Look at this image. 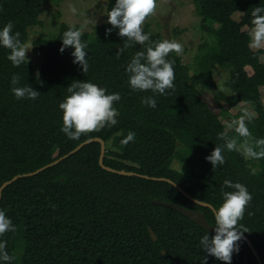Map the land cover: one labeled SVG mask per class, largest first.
I'll return each instance as SVG.
<instances>
[{"label":"trees","instance_id":"obj_1","mask_svg":"<svg viewBox=\"0 0 264 264\" xmlns=\"http://www.w3.org/2000/svg\"><path fill=\"white\" fill-rule=\"evenodd\" d=\"M43 1L0 0V27L12 22L13 32H19L26 43L29 27L40 23ZM194 1L204 29H210L212 21L219 24L218 48L210 58L211 65L196 76L190 74L180 55L170 53L169 58L175 61V86L156 97V108L142 103L143 97L153 94L132 91L125 72L131 57L143 47L136 44L125 48L117 57L126 38L119 37L118 28L107 22L93 32L82 31L81 39L87 43V72L73 62L72 47L60 51V38L72 26L67 23L61 24L55 40L34 41L42 57L39 73L29 61L13 67L6 58L9 50L0 47V187L16 175L33 172L67 154L89 138L101 137L106 142V165L168 177L215 208L222 203V192L232 190L224 186L226 179L246 185L253 199L239 224L248 230L243 234L264 262V157L247 158L237 146L233 151L225 148V163L214 169L206 159L216 145L224 144L219 139L221 133L226 139L248 142L257 152L264 151V145L256 143L264 138L263 52L252 49L249 31L251 12L256 6H264V0ZM114 4L115 0H109L108 10ZM237 11L243 13L240 20L233 17ZM109 28L111 33H106ZM143 28L151 34V41L164 40L151 23ZM212 65L231 70L227 85L235 95L229 99L230 105L245 102L256 112L244 121L250 136L226 130L220 114L201 97L210 85ZM13 73L20 75L21 85L29 84L41 93L38 99H16L10 90ZM85 80L109 93H120L121 100L114 103L118 123L71 140L60 131L62 113L58 105L68 95L71 83ZM129 132L135 134V140L124 145L121 141ZM100 153L101 143H90L58 165L21 177L4 190L0 209L12 219L15 231L0 239L7 241L11 256L22 239L21 264H201L205 256L207 264H226L201 249L200 238L207 234L211 238L210 233L184 214L153 200L201 210L215 226L211 208L193 202L169 182L107 171L99 163ZM175 159L182 169L174 167ZM252 163L263 167L255 169ZM237 243L239 250L233 252L231 264H259L245 240Z\"/></svg>","mask_w":264,"mask_h":264},{"label":"clouds","instance_id":"obj_2","mask_svg":"<svg viewBox=\"0 0 264 264\" xmlns=\"http://www.w3.org/2000/svg\"><path fill=\"white\" fill-rule=\"evenodd\" d=\"M157 8V0H115L107 14V23L118 28L117 35L126 38L124 48L117 50V57L123 54L125 48L139 44L143 50L135 52L130 62L125 67L128 74V85L132 91L147 92L153 95L142 98V103L151 108L157 107V96L167 94V90L174 88L175 69L174 59L169 55L175 52L181 55L183 45L176 40L164 39L151 41L150 33L144 31L143 25L146 19L153 15ZM70 11L77 13L75 6ZM252 30L250 32V44L256 48L264 46V6H256L251 12ZM14 25L8 22L0 27V47L8 51L6 54L13 67H19L25 62L28 63L26 53L32 48L29 44L20 39L19 32H13ZM112 29H106L111 33ZM83 32L74 25L63 33L60 51L72 47L71 55L73 62L78 63L84 72L88 69L87 43L82 41ZM20 75L13 73L11 76V92L16 99L36 100L40 92L29 84L21 85ZM68 95L59 103L58 107L62 113V126L60 131L68 139L79 140L82 134L98 131L105 126L112 127L118 123L119 112L114 103L121 100L118 92L109 93L104 87L90 81H75L67 87ZM251 119V114H248ZM235 131L243 137L251 135L243 120L235 128ZM219 139L224 144L212 150L206 159L212 164L213 169L225 163L223 152L237 149L236 141L226 139L225 134H219ZM135 140V134L129 132L121 141L127 145ZM257 145H264V138L256 141ZM246 154L249 157L259 159L264 157V151L257 152L253 147L245 145ZM224 186L231 191L222 192V203L214 209L215 235H203L199 245L208 255L217 260L231 264L232 254L239 250L238 241L243 233L248 232L239 221L243 219L246 206L250 204L253 197L246 185L240 182L225 180ZM15 231L12 219L5 210L0 209V237L7 232ZM14 257L7 251V241L0 239V264H11ZM208 256L203 257L201 264H207Z\"/></svg>","mask_w":264,"mask_h":264},{"label":"rangeland","instance_id":"obj_3","mask_svg":"<svg viewBox=\"0 0 264 264\" xmlns=\"http://www.w3.org/2000/svg\"><path fill=\"white\" fill-rule=\"evenodd\" d=\"M75 6L76 14H72L71 7ZM109 0H44L40 14V23L32 25L28 29V39L26 41L32 47L26 57L33 65L36 73L41 69V54L34 45L38 38L55 40L62 23L78 25L82 31L93 32L96 27L107 22V12ZM243 13L237 11L233 14L236 20H240ZM151 23L152 29L160 33L164 39L176 40L183 45V52L180 55L188 65L192 76L198 75L205 68L211 65L210 58L215 55L218 48L216 30L219 24L210 22V29H204L202 17L199 13V6L194 0H157V8L150 18H147L144 25ZM143 25V26H144ZM248 30V27L244 28ZM252 29H249L251 32ZM253 50H262L261 61L264 62V46ZM247 71L253 72L248 66ZM231 76L230 68L219 65L211 66V77L208 79V87H205L201 97L220 114L226 125V130H234L241 120L248 119V114L256 116V112L248 103L230 105L229 99L235 93L227 85ZM264 90V87L261 88ZM264 101V95H263ZM236 144L242 152L246 154L245 145L248 142L236 140ZM247 158H250L246 154ZM255 169H262V165L251 164ZM174 167L182 169V164L178 159L174 160ZM23 242L19 239L14 253L15 264H21V257L24 250L20 245Z\"/></svg>","mask_w":264,"mask_h":264},{"label":"water","instance_id":"obj_4","mask_svg":"<svg viewBox=\"0 0 264 264\" xmlns=\"http://www.w3.org/2000/svg\"><path fill=\"white\" fill-rule=\"evenodd\" d=\"M93 142H100L101 143V153H100V159H99V163L100 165L107 171L113 172V173H117V174H121V175H127V176H139V177H143V178H147V179H152L155 181H166L169 182L171 184H173L176 188H178L179 191H181L187 198H189L190 200H192L193 202L201 205V206H205V207H209L211 208L213 211L215 209V207L206 201L203 200H199L195 197H193L191 194H189L186 190H184L178 183H176L174 180L168 178V177H157V176H150L148 174H142V173H138L135 171H127L125 169H115L112 168L108 165L105 164V156H106V142L104 139H102L101 137H93V138H89L87 140H85L84 142L80 143L76 148H74L73 150H71L70 152H68L67 154L57 158L56 160L44 165L43 167L33 171V172H29V173H24V174H19L14 176L12 179L7 180L6 182H4L1 187H0V202L2 200V196H3V192L4 190L11 185L12 183H14L16 180H18L21 177H25V176H33L36 174H39L43 171H45L46 169L53 167L55 165H58L60 162L64 161L65 159L69 158L70 156H72L73 154L77 153L78 151H80L84 146L93 143ZM153 203L155 204H160L162 206H167L170 207L174 210H177L178 212L184 214L185 216H187L188 218H190L191 220H193L194 222H196L199 226L203 227L208 233H210L212 236L215 235V231H214V225L211 224L208 219L206 218L205 214L203 211L201 210H196V209H191L188 208L184 205L175 203V202H169V201H165V200H160V199H154ZM149 231L151 233V236L154 240H157V235L154 232V230L149 227ZM243 240H245L248 245L250 246V248L252 249L254 255L256 256L259 264H264L259 252L256 250L254 244L252 243V241L250 240V238L243 234L242 238Z\"/></svg>","mask_w":264,"mask_h":264}]
</instances>
